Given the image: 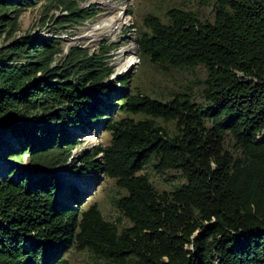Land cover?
<instances>
[{
    "label": "trees",
    "instance_id": "16d2710c",
    "mask_svg": "<svg viewBox=\"0 0 264 264\" xmlns=\"http://www.w3.org/2000/svg\"><path fill=\"white\" fill-rule=\"evenodd\" d=\"M212 1L211 21L171 7L164 22L143 16L134 38L141 60L202 66L199 104L185 92L114 91L94 55L50 67L56 39L12 34L38 0H0V38L9 37L0 42V130L18 144L7 157L50 166L51 148L68 155L79 141L68 128L102 121L108 143L83 151L71 173L112 178L125 190L114 206L130 222L118 229L95 202L81 208L74 185L58 195L59 178L35 161L11 168L0 176V264H68L60 254L71 246L107 264H264V0ZM117 84L127 86L126 75ZM157 119L173 120L174 132ZM150 160L184 181L157 191L138 172Z\"/></svg>",
    "mask_w": 264,
    "mask_h": 264
},
{
    "label": "rangeland",
    "instance_id": "374dc122",
    "mask_svg": "<svg viewBox=\"0 0 264 264\" xmlns=\"http://www.w3.org/2000/svg\"><path fill=\"white\" fill-rule=\"evenodd\" d=\"M171 7L192 11L203 21H211L213 18L212 0L209 2L202 0H38L36 4L27 6L19 12L16 28L12 34L14 36L30 34L47 40L56 39L58 50L53 51L49 63L52 68L61 67L62 63L68 59L71 61L76 59L75 63H77L78 60L88 61L91 56H96V59L101 61L96 62L99 65L95 67L106 65L111 69L110 74L102 82L114 91L121 92L124 89L128 93L139 92L158 100H165L174 92H185L194 102L202 104L201 80L205 76V71L201 65L164 68L146 59L141 60L137 55L134 38L138 29H145L142 24L143 16L153 14L164 22L167 20L165 12ZM113 14L126 18L125 23L112 32L105 33V36L101 35L95 38L96 40L93 39L94 41L80 36L87 29ZM3 39L1 37L0 42H7L9 37ZM75 48L79 52L72 55ZM127 60L130 61L129 64ZM124 75L127 77V86H119L117 79ZM103 111L106 113L107 108L105 107ZM117 114L141 117L139 113L119 111ZM157 123L163 125L170 134L175 130L173 120L157 119ZM68 129L71 134L78 136L79 141L70 148L68 155L59 147L51 148L46 157L49 162L54 161L50 166L37 163L42 162L38 159L32 161L27 153L22 155L19 162L9 159L7 154L18 144L7 130H0V145L5 146L0 154V176L6 175L11 168L35 167L33 165L35 161L41 168H50V172L59 178L58 195L63 186L74 185L80 191L79 206L81 208L95 202L103 218L113 222L118 229L128 225L129 220L113 203L115 198L125 193L123 188L116 186L112 178L99 172L71 173L74 166L81 163L78 156L83 151H89L98 144L108 143L110 139L108 130L100 120L92 122L91 128H84V131H79L76 127ZM138 172L145 173L157 191L170 190L184 181L177 169L155 170L153 160H150ZM60 255L67 258L68 264H107L89 250L74 246L67 251H62Z\"/></svg>",
    "mask_w": 264,
    "mask_h": 264
},
{
    "label": "bare ground",
    "instance_id": "6f19581e",
    "mask_svg": "<svg viewBox=\"0 0 264 264\" xmlns=\"http://www.w3.org/2000/svg\"><path fill=\"white\" fill-rule=\"evenodd\" d=\"M125 21H126V18L124 19L123 16H121L119 14L109 15V16H107V18L103 19L99 23H97V24L93 25L92 27H90L89 29H87L86 32L80 36L83 39L86 38L89 40H93V39H95L101 35H104L105 33L112 32L113 30H115V28H117L121 24L125 23ZM127 63L129 64L130 61L127 60ZM4 148H5L4 145H0V154L2 153Z\"/></svg>",
    "mask_w": 264,
    "mask_h": 264
},
{
    "label": "water",
    "instance_id": "95a60500",
    "mask_svg": "<svg viewBox=\"0 0 264 264\" xmlns=\"http://www.w3.org/2000/svg\"><path fill=\"white\" fill-rule=\"evenodd\" d=\"M5 174H1V176H4Z\"/></svg>",
    "mask_w": 264,
    "mask_h": 264
}]
</instances>
